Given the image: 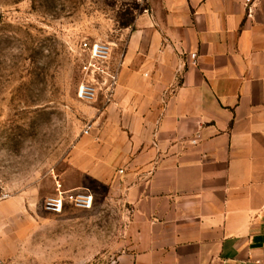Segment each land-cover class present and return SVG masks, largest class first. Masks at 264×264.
Masks as SVG:
<instances>
[{
    "label": "crops",
    "instance_id": "obj_1",
    "mask_svg": "<svg viewBox=\"0 0 264 264\" xmlns=\"http://www.w3.org/2000/svg\"><path fill=\"white\" fill-rule=\"evenodd\" d=\"M246 2L148 0L112 48L111 102L56 183L106 186L114 264H264V0Z\"/></svg>",
    "mask_w": 264,
    "mask_h": 264
},
{
    "label": "rangeland",
    "instance_id": "obj_2",
    "mask_svg": "<svg viewBox=\"0 0 264 264\" xmlns=\"http://www.w3.org/2000/svg\"><path fill=\"white\" fill-rule=\"evenodd\" d=\"M147 7L148 0H0V186L8 194L0 201V264H114L124 249L125 221L105 185L87 189V210L66 204L57 214L44 202L104 104L101 92L90 102L78 96L82 84L98 81L82 44L120 48L122 32Z\"/></svg>",
    "mask_w": 264,
    "mask_h": 264
},
{
    "label": "built area",
    "instance_id": "obj_3",
    "mask_svg": "<svg viewBox=\"0 0 264 264\" xmlns=\"http://www.w3.org/2000/svg\"><path fill=\"white\" fill-rule=\"evenodd\" d=\"M248 2L249 0L246 3ZM82 49L88 53L90 59L86 70L98 81L82 84L78 89V96L82 100L90 102L96 92H101L104 103H110L118 80L117 71L112 69L110 65L112 44L108 42H84ZM190 59V65L195 66L197 64L196 55L191 54ZM91 129L92 125L87 126L84 134H89ZM191 143L196 144V140H192ZM7 198L8 194L0 186V201ZM66 203L74 208L87 210L93 205V195L87 189L64 190L61 184L57 182L55 183V194L45 200L44 209L58 214L63 211Z\"/></svg>",
    "mask_w": 264,
    "mask_h": 264
}]
</instances>
